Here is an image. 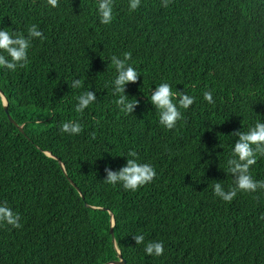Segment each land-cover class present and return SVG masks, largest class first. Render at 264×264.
Listing matches in <instances>:
<instances>
[{"label":"trees","instance_id":"16d2710c","mask_svg":"<svg viewBox=\"0 0 264 264\" xmlns=\"http://www.w3.org/2000/svg\"><path fill=\"white\" fill-rule=\"evenodd\" d=\"M113 15L101 24L97 0H0V29L27 35L36 24L46 37L33 39L25 67H0L16 123L0 95V205L22 225L0 222V264H107L118 250L125 264H264V190L231 203L213 190L233 184V131L264 122V0H141L136 11L114 0ZM125 52L141 74L126 85L139 100L129 115L112 83L111 57ZM75 79L82 87H70ZM163 82L196 97L172 130L150 102ZM89 90L97 101L77 113ZM69 120L83 132L61 133ZM131 150L157 173L134 192L104 182ZM250 171L264 180V157ZM138 234L162 241L164 254L147 255Z\"/></svg>","mask_w":264,"mask_h":264},{"label":"clouds","instance_id":"9594fccd","mask_svg":"<svg viewBox=\"0 0 264 264\" xmlns=\"http://www.w3.org/2000/svg\"><path fill=\"white\" fill-rule=\"evenodd\" d=\"M172 0H162V6L167 8ZM47 3L56 8L59 0H47ZM141 5V0H129L130 11H136ZM98 15L100 23L109 25L114 19V0H97ZM38 25L33 24L27 29V35L23 32L8 31L0 29V67L11 71H16L17 67H25L28 63V51L32 46L34 38L45 40L43 32L38 30ZM6 53V55H5ZM132 60V53H123V58L113 55L111 64L114 65L117 76L113 83V95L118 96L115 100L120 112L125 115L132 114L139 104V100L129 99L126 95V85L137 83L141 74L129 63ZM71 88L82 87L80 79H75L70 85ZM204 99L214 104L212 91H204ZM78 103L75 111L83 113L86 108L97 101L95 92L89 90L77 97ZM196 97L189 96L184 91H173L172 86L163 82L151 92L150 102L158 111L159 122L168 130H172L177 123L183 120L181 109H189L195 102ZM84 126L79 121L69 120L61 124V133L78 135L82 133ZM238 137L232 149V156L227 160L226 172L233 177V184L226 191L221 182L213 185L214 195L225 202L231 203L236 198L238 192L254 193L264 190V180L253 178L250 169L257 163V157H264V122L257 121L254 126L247 131L236 130L231 134ZM127 164L119 171H113L111 167H106L107 177L105 183L116 185L122 184L128 191H137L139 188L151 183L156 178V169L150 163H141L138 154L131 150L127 154ZM21 216L14 212L5 202L0 205V222H6L13 228H21ZM264 219V216H261ZM137 245L145 244V237L142 234L133 236ZM147 255L161 256L164 254V244L162 241H149L144 248Z\"/></svg>","mask_w":264,"mask_h":264},{"label":"water","instance_id":"95a60500","mask_svg":"<svg viewBox=\"0 0 264 264\" xmlns=\"http://www.w3.org/2000/svg\"><path fill=\"white\" fill-rule=\"evenodd\" d=\"M0 95H1L2 98H3L5 111H6V113L8 114L9 119H10L14 124H16L15 121L12 119V117H11L10 114H9V111H8V101H7V98L5 97L3 91L1 90V88H0ZM19 128H20V130H22V126H19ZM50 156L53 157L52 154H50ZM58 160H59V163H60L62 169L64 170V172H65V174H66V171H65V168H64V164L62 163V161H61L60 159H58ZM66 176H67V174H66ZM70 181H71V179H70ZM71 182H72V181H71ZM72 184L74 185L73 182H72ZM111 217H112V225H111V229H110V230H111V235H112L113 242H115V235H114V225H115V220H114V216H113L112 213H111ZM117 252H118V254H119V260H117V261H112V262H109V263H107V264H125V263H126V261L123 259L122 255H121L120 251L118 250Z\"/></svg>","mask_w":264,"mask_h":264}]
</instances>
